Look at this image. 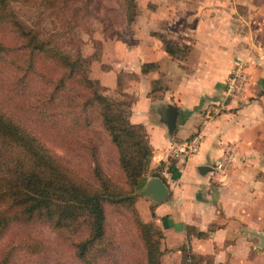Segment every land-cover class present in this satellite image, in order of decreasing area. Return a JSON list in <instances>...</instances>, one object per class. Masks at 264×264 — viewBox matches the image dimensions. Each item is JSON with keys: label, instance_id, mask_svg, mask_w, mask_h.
<instances>
[{"label": "trees", "instance_id": "1", "mask_svg": "<svg viewBox=\"0 0 264 264\" xmlns=\"http://www.w3.org/2000/svg\"><path fill=\"white\" fill-rule=\"evenodd\" d=\"M11 3L40 7L38 20L24 28L15 21ZM117 3L113 10L106 0H0V264H10L19 250L43 257L28 264H62L54 250L46 252L42 241L22 233L34 223L46 224L75 264L106 261L117 248L107 228L109 212L130 222L126 240L134 263L160 264L161 232L142 221L134 207L151 156L143 125L129 121L134 98L121 90V71L114 80L117 99L103 94L105 88L88 77L91 63L100 57L97 42L88 55L79 50L78 32L86 29L89 4H95L107 37L119 36L111 26L113 12L112 17L122 15L125 24L133 20L135 1ZM43 18L54 22L52 31L40 30ZM164 51L173 58L184 54L169 43ZM157 68L155 61H146L138 71L145 75ZM162 89L158 84L146 96L160 98ZM20 115L50 130L64 147H78L90 163L89 179L51 154L21 123ZM104 146L112 151L114 178L99 160ZM179 249L177 264H201L203 256L184 244Z\"/></svg>", "mask_w": 264, "mask_h": 264}, {"label": "crops", "instance_id": "2", "mask_svg": "<svg viewBox=\"0 0 264 264\" xmlns=\"http://www.w3.org/2000/svg\"><path fill=\"white\" fill-rule=\"evenodd\" d=\"M149 1L153 8L133 20L138 36L127 52L131 63L117 71L138 77L125 91L134 96L129 121L147 134L146 180L159 178L166 193L155 202L142 187L134 207L160 230L159 246L170 250L165 264L179 262L183 244L204 257L202 264H258L264 248L251 257L249 247L264 246L257 247L253 235L264 236V0ZM167 43L184 54L171 57ZM237 58H246V89L224 99L223 81ZM146 61L158 68L143 75L138 67ZM158 84L160 98L147 97ZM166 104L175 109L170 133L161 122ZM192 138L194 153L169 154ZM226 147L232 148L231 164L217 174L210 165Z\"/></svg>", "mask_w": 264, "mask_h": 264}, {"label": "rangeland", "instance_id": "3", "mask_svg": "<svg viewBox=\"0 0 264 264\" xmlns=\"http://www.w3.org/2000/svg\"><path fill=\"white\" fill-rule=\"evenodd\" d=\"M136 3L135 15L139 13V11L148 12L154 6L150 3L149 0H134ZM106 5L111 6L113 10L118 7L117 0H106ZM10 11L15 19L21 26L24 28L31 27L36 20H38L40 15V7L20 4V3H11L9 5ZM152 7V8H151ZM151 8V9H150ZM111 15V26L112 29L119 34L116 38L115 36L107 37L102 32V24L100 22V14L96 11L95 4H89L87 8V14L84 19L85 30H80L78 32L79 37L82 39V44L79 48L81 55H88L92 52L93 47L92 44L97 42L100 45V57L98 61H94L90 65V71L88 77L90 79L96 80L100 85H102L105 89L102 91L103 94L110 98L117 99L119 98L118 94L115 92L114 80L117 73H121L117 71L118 67L127 66L131 63V59L128 58L131 55H127L128 50L132 47L133 43H135V38L138 36L137 32L134 31L133 28V20L125 24L124 17L122 15H117L116 18H113ZM145 20L146 17H143ZM55 27L54 22L51 19L43 18L40 20L39 28L43 33H48L52 31ZM146 30V27H144ZM146 35V33H144ZM141 39V37H140ZM63 50L73 53L75 49L72 47H65ZM128 58L126 61L124 59ZM238 59V58H237ZM236 59V60H237ZM246 60V58H239ZM235 61V60H234ZM233 64V63H232ZM231 64V66H232ZM229 67L228 71L230 70ZM247 63L245 67L246 74L247 73ZM228 73V72H227ZM131 73L122 72L120 74L121 80V90L122 91H131L134 89L135 83L138 81V77L133 78ZM227 75V74H226ZM225 80V78H224ZM101 81V82H100ZM129 82V84H128ZM132 83V88H130V83ZM224 82V81H223ZM248 80L246 84L243 85L239 94L236 97L241 96L243 91L246 89ZM110 83V84H109ZM137 89V88H136ZM128 94H133L130 92ZM134 98V96H133ZM233 98L227 97L226 99ZM132 105V104H131ZM131 108V106H130ZM21 119V123L29 129L32 135H34L41 144L53 155H55L62 163L72 169L79 176L89 179V166L90 163L86 156H84L83 152L78 147L66 148L64 147L57 136L52 133L50 130L46 129L40 123H36L33 119L19 116ZM101 153L99 155V160L108 175L112 178L116 175L114 163L112 160V151L106 146L102 147ZM233 157V155H232ZM148 170L145 173V176L148 174ZM138 194V191L137 193ZM258 217V216H255ZM107 228L108 230L115 236L117 240V248H115L112 252V255L108 260L100 261L99 264H135L133 260V254L130 249V245L126 240V234L130 232V222L129 220L123 216L113 213H108L106 216ZM22 233L27 235L35 240H40L46 246V252L50 250L53 251V256L56 258L59 257V261L62 264H75L73 260L69 257V255L64 251L61 247L59 240L54 235L53 231L43 223H34L22 229ZM252 240H256L255 237H252ZM161 242V241H159ZM2 244V243H1ZM0 244V246H1ZM160 244V243H159ZM179 247V246H178ZM250 248L251 257L254 254H259L264 246L261 249ZM162 249L161 254H163V258L161 264L168 263L167 254L168 251L166 248ZM260 250V252H259ZM181 253H179L180 255ZM48 255V254H47ZM169 256V255H168ZM171 257V256H170ZM30 260L38 262L43 260V257H30L25 252L19 250L16 254L13 255L10 264H28ZM174 262V261H172ZM258 264H264V259L258 258ZM202 264V263H201Z\"/></svg>", "mask_w": 264, "mask_h": 264}, {"label": "built area", "instance_id": "4", "mask_svg": "<svg viewBox=\"0 0 264 264\" xmlns=\"http://www.w3.org/2000/svg\"><path fill=\"white\" fill-rule=\"evenodd\" d=\"M246 60L237 59L233 62L230 70L228 71L225 80L223 82V98L236 97L243 85L246 84L248 79L246 71ZM197 144L195 139H190L185 142H181L171 147L169 154L171 156H178L181 154H192L195 152ZM232 160V148L226 147L223 152L216 157L211 165V171L217 174H223L227 168L230 166Z\"/></svg>", "mask_w": 264, "mask_h": 264}, {"label": "water", "instance_id": "5", "mask_svg": "<svg viewBox=\"0 0 264 264\" xmlns=\"http://www.w3.org/2000/svg\"><path fill=\"white\" fill-rule=\"evenodd\" d=\"M161 122L165 125L167 132H171L174 126V118H175V109L172 105L166 104L163 106V110L161 112ZM143 193L149 194L153 201H160L165 193L166 189L161 180L157 177H151L145 180L143 184ZM253 235L257 237V247H260L264 244V236L260 232H253Z\"/></svg>", "mask_w": 264, "mask_h": 264}]
</instances>
